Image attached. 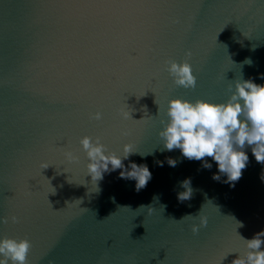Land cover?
Segmentation results:
<instances>
[{"label":"water","instance_id":"1","mask_svg":"<svg viewBox=\"0 0 264 264\" xmlns=\"http://www.w3.org/2000/svg\"><path fill=\"white\" fill-rule=\"evenodd\" d=\"M187 51L195 89L164 70ZM261 76L264 0H0V217L19 220L0 224V239L27 238L28 264H221L235 252L222 261L232 264L246 251L240 236L264 230V165L246 147L230 187L226 176L211 179V158L161 151L158 132L169 100L223 103L236 80L264 84ZM97 111L102 119L91 120ZM84 136L101 137L105 154L122 157L126 143L152 153L123 161L147 165L146 187L119 169L92 182ZM166 158L176 166H157ZM189 178L192 197L178 202ZM200 217L208 223L194 235Z\"/></svg>","mask_w":264,"mask_h":264},{"label":"clouds","instance_id":"2","mask_svg":"<svg viewBox=\"0 0 264 264\" xmlns=\"http://www.w3.org/2000/svg\"><path fill=\"white\" fill-rule=\"evenodd\" d=\"M191 57V51H187L184 61L180 63L174 60L164 62V70L172 78L175 86L195 89L197 77L193 74L192 65L188 62ZM243 63L251 65L249 59ZM260 78L264 79V76ZM228 91L231 92V95L223 103H210L200 99L194 102L185 99L169 100L166 110L167 123L165 124L163 120L160 121L163 128L158 132V137L163 145L161 151L179 149L181 155L189 161H204L206 157L211 158L216 163L219 173L218 175L214 174L211 179L219 182L222 175L226 176L227 179L223 182L234 187L235 182L239 181L242 171L248 164V155L244 151L246 147L251 148L255 161L264 165V84H256L251 79L243 80L241 78L235 81L234 89L230 86ZM120 116L122 119L133 120L131 112L128 111L122 110ZM89 118L100 121L102 113L97 111L90 114ZM127 135V130L121 131V136L126 137ZM79 145L80 151L89 161L85 166L86 176H90L92 182L101 180L104 173L118 169L120 170L119 178L134 180L137 191L146 187L151 179L152 174L147 165L129 163L125 168L123 161L127 160L130 155H141L133 150L132 144L123 145L122 157L110 152L105 154L107 149L99 136L95 138L84 136L79 139ZM150 154L152 153L146 155ZM146 155H141V157ZM63 156L68 163H79V157L72 151H64ZM164 163H167L169 167H175L177 161L170 158H166L165 161H156L159 167H163ZM49 166L47 163L41 164L42 170ZM202 167L211 169L212 165L204 162ZM190 183V178L180 183V187L185 190L177 193L178 202L191 199L193 190ZM140 208H144V206ZM185 217L194 216L189 214ZM9 222L16 224L19 223V220L15 215L0 217V224ZM207 223L206 217H200L199 224L192 225V233L195 235L201 228L206 227ZM238 225L239 227L243 226L242 224ZM261 237H264V230L255 234L250 240L240 236V239L244 241L246 251L242 256L239 255L237 259H234L232 264H264V251L261 250L264 240ZM31 248V242L27 238L0 239V264H28ZM231 253L222 258L221 264Z\"/></svg>","mask_w":264,"mask_h":264}]
</instances>
